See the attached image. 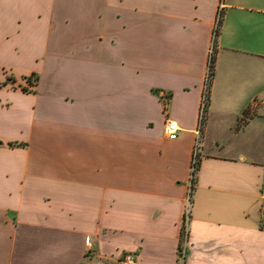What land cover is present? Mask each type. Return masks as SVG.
<instances>
[{"label": "crops", "instance_id": "1", "mask_svg": "<svg viewBox=\"0 0 264 264\" xmlns=\"http://www.w3.org/2000/svg\"><path fill=\"white\" fill-rule=\"evenodd\" d=\"M220 2L0 0V264H179L192 188L184 264H264V0H224L198 137Z\"/></svg>", "mask_w": 264, "mask_h": 264}, {"label": "built area", "instance_id": "2", "mask_svg": "<svg viewBox=\"0 0 264 264\" xmlns=\"http://www.w3.org/2000/svg\"><path fill=\"white\" fill-rule=\"evenodd\" d=\"M224 5V0H221L218 14L215 20V25H214V33H213V43H212V48L210 51L209 55V61H208V69L207 73L204 78V84H203V93H202V99H201V105H200V118H199V130H198V137L200 134L201 127L203 125L204 119H205V114L207 111L208 103H209V98H210V91H211V84L213 80V69H212V60H213V55L215 51V42L218 36V32L220 29V24L222 20V13H223V6ZM180 132V127L177 122L172 121V120H167L165 123V133L167 137L170 140H176L178 138ZM198 155H199V139L196 141V145L194 148V153H193V158H192V173L196 171L197 163H198ZM193 177H191V183H192ZM192 189H190V192L187 197L186 201V211L184 215V221L186 224V236L185 239L181 245V248L179 250V264H184L187 258V252H188V232H187V223L190 219L191 216V207H192V196L191 195ZM86 242L89 244L90 239L87 238ZM124 261L126 263H133L134 257L131 255H126L124 257Z\"/></svg>", "mask_w": 264, "mask_h": 264}, {"label": "rangeland", "instance_id": "3", "mask_svg": "<svg viewBox=\"0 0 264 264\" xmlns=\"http://www.w3.org/2000/svg\"><path fill=\"white\" fill-rule=\"evenodd\" d=\"M38 68H39V70L41 71V66H38ZM0 76H4L5 78H4V82H0V88H3V87H7V86H9L10 87V89H13L14 87H15V85L17 84V82H18V80H16V82H11V80L9 79L8 80V78H10V77H12L10 74H8V72H5V71H3L2 69H0ZM25 83V84H24ZM24 83H22L24 86H19L20 88H21V90L23 89V88H25V89H27L28 91H31V90H33L32 88H33V86H35L36 85V77H34L31 81H30V84L28 83V82H26L25 80H24ZM21 84V85H22Z\"/></svg>", "mask_w": 264, "mask_h": 264}, {"label": "trees", "instance_id": "4", "mask_svg": "<svg viewBox=\"0 0 264 264\" xmlns=\"http://www.w3.org/2000/svg\"><path fill=\"white\" fill-rule=\"evenodd\" d=\"M214 57H213V60H212V69H213V74H212V76L214 75V69H215V51H214V55H213ZM34 77H36L35 76V74H32L31 76H29V77H26V78H24V80L26 81V82H28L29 84H30V81L34 78ZM11 80V82H16V78H14V77H10V78H8V80ZM37 77H36V84H37ZM22 91L23 92H28V90L27 89H25V88H23L22 89ZM197 167H196V171L194 172V173H192V177H193V179H192V185H194V183H195V180H196V172H197ZM193 187V186H192ZM191 195H193V188H192V192H191ZM186 224H185V221H184V224H183V227H182V233H181V243H180V247H179V250H180V248H181V245H182V243H183V241H184V239H185V236H186Z\"/></svg>", "mask_w": 264, "mask_h": 264}]
</instances>
